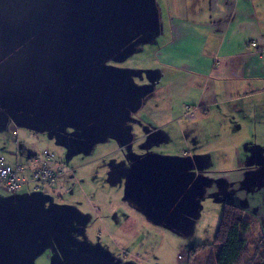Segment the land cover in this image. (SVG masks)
<instances>
[{"label":"crops","instance_id":"crops-1","mask_svg":"<svg viewBox=\"0 0 264 264\" xmlns=\"http://www.w3.org/2000/svg\"><path fill=\"white\" fill-rule=\"evenodd\" d=\"M0 117L18 131L0 134V156L23 177L46 151L73 170L66 184L9 192L24 228L56 226L53 198L86 199L75 173L100 166L112 178L99 197L143 224L117 235L147 246L144 264H185L212 242V207L217 218L225 202L264 238V0H0ZM215 124L227 156L209 169L189 139ZM79 150L86 159L69 166ZM72 235L75 250L101 255L86 264H114L103 238L122 251L106 227Z\"/></svg>","mask_w":264,"mask_h":264},{"label":"rangeland","instance_id":"rangeland-1","mask_svg":"<svg viewBox=\"0 0 264 264\" xmlns=\"http://www.w3.org/2000/svg\"><path fill=\"white\" fill-rule=\"evenodd\" d=\"M13 127L12 123L5 122V120L0 117V134L9 138L10 141L15 142L17 137L13 134ZM217 133H219L218 124H215L212 128L208 126V129L202 130L201 138L198 137V139L195 140L189 139L190 143L192 141L202 146V157L206 155L204 158L207 157L209 160L208 163H206L207 161H204V164L207 165L209 169H217L222 157L226 160L227 156V139H218L215 136ZM188 134L189 132L187 135ZM191 136L189 134L187 137L190 138ZM80 150L78 152L72 151L73 159L68 163L69 166H74L86 159L84 158L83 152ZM32 164L33 169L35 165L34 163ZM75 175L79 184H81L84 187L83 189L87 191V198L67 200V198L64 199L61 194H56L52 203L58 208L64 205L62 210H59V217H57L59 220H57V225L49 227L48 229H40V231L30 230L18 224L20 216L16 214L22 212L20 205L15 204L9 191L6 189L4 191L3 187L0 186V264H86L87 260H94L95 255L100 258L101 255L95 253L93 247H90L89 250H75L72 247V245H75L73 244V241L67 240L68 237H74L76 240L77 237L73 236L72 233L75 229L82 227L85 229L90 228L94 232L99 230L101 233L102 228L106 227L111 233L114 241L122 251H116L107 239H101V246L107 253L103 255L105 260H111L114 264H144L141 259L148 258L147 251L145 250V247L147 246L144 245V248L137 250L134 246L140 247L138 244H122L117 235V231L121 229L136 230L137 233L139 232L138 230L143 232V230L140 229L143 225L141 221L135 218L129 209L118 202H114L108 196L104 198V195L101 198L99 197V188L108 191L102 186V182L112 178V175L107 173L100 166L79 169L76 171ZM60 179L65 180L66 184L69 180H73L74 178L69 179L67 176H62ZM62 198L64 200H62ZM141 206L145 207V204H140V209L143 210ZM212 209L213 216L211 220L209 219V223H219L221 213L217 218H214L216 207L213 206ZM219 211L221 212V210ZM66 212L68 218L66 217ZM174 215L175 213H172L169 220L166 221V225L171 224L170 221ZM54 220L55 219H53V221ZM80 223H86V225L78 226ZM191 227H186L188 232L192 231ZM145 232L144 229V234ZM50 233L52 235H50ZM245 237L248 239V251L244 264H255L264 253V238L257 234L253 224L245 233ZM148 244L150 246L152 245L151 243ZM163 249L166 252L169 250V246H165ZM136 253L140 254L139 260L131 261L129 263L128 259L133 258V254ZM185 253L187 254L181 255H186L185 264H187L188 252ZM209 254V251H204V253H201L196 257L197 259L195 263L193 261L191 264H198L199 260L202 262L205 261Z\"/></svg>","mask_w":264,"mask_h":264},{"label":"trees","instance_id":"trees-1","mask_svg":"<svg viewBox=\"0 0 264 264\" xmlns=\"http://www.w3.org/2000/svg\"><path fill=\"white\" fill-rule=\"evenodd\" d=\"M252 224L243 207L225 202L212 243L193 244L188 250L187 264L195 263L196 257L204 251L210 254L203 262L198 259V264H244L248 251L244 234ZM255 264H264V253Z\"/></svg>","mask_w":264,"mask_h":264},{"label":"built area","instance_id":"built-area-1","mask_svg":"<svg viewBox=\"0 0 264 264\" xmlns=\"http://www.w3.org/2000/svg\"><path fill=\"white\" fill-rule=\"evenodd\" d=\"M186 110L190 112L192 108L187 106ZM13 133L17 134L16 128ZM32 163L35 166L29 177L25 178L23 177L26 172L24 164L10 163L3 156H0V186L9 192H15L29 185H32L35 189L53 185L62 176H67L69 179L73 178V170L58 162L54 155L47 151L36 155Z\"/></svg>","mask_w":264,"mask_h":264},{"label":"bare ground","instance_id":"bare-ground-1","mask_svg":"<svg viewBox=\"0 0 264 264\" xmlns=\"http://www.w3.org/2000/svg\"><path fill=\"white\" fill-rule=\"evenodd\" d=\"M8 53V52H7ZM11 53V52H10ZM7 55V54H6ZM9 55V54H8ZM6 57V56H5Z\"/></svg>","mask_w":264,"mask_h":264}]
</instances>
